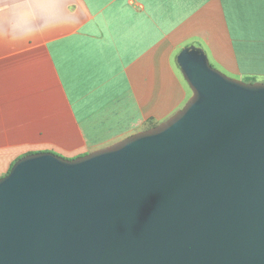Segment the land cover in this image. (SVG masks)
Returning <instances> with one entry per match:
<instances>
[{
  "label": "water",
  "instance_id": "obj_1",
  "mask_svg": "<svg viewBox=\"0 0 264 264\" xmlns=\"http://www.w3.org/2000/svg\"><path fill=\"white\" fill-rule=\"evenodd\" d=\"M191 90L165 121L0 178V264H264V83L176 57Z\"/></svg>",
  "mask_w": 264,
  "mask_h": 264
},
{
  "label": "crops",
  "instance_id": "obj_2",
  "mask_svg": "<svg viewBox=\"0 0 264 264\" xmlns=\"http://www.w3.org/2000/svg\"><path fill=\"white\" fill-rule=\"evenodd\" d=\"M186 47L264 83V0H0V177L24 155L75 158L168 119L191 96L176 62ZM33 53L56 122L29 136V111L43 109L29 108L12 58Z\"/></svg>",
  "mask_w": 264,
  "mask_h": 264
},
{
  "label": "rangeland",
  "instance_id": "obj_3",
  "mask_svg": "<svg viewBox=\"0 0 264 264\" xmlns=\"http://www.w3.org/2000/svg\"><path fill=\"white\" fill-rule=\"evenodd\" d=\"M25 57H26V60H25ZM38 58L39 56L34 53L28 54L27 56H22V57L13 56L12 58L13 64H16L15 67L17 68H20V67L24 68L25 66L27 67V71L25 73L27 74V78H28L27 79L28 80L27 81V88H28L27 91H28V99H29V108L33 110H38L39 112L41 109H43L42 113H40L41 115H37L38 116L37 118L30 117L32 115H31V112L29 111V118H28L29 136L36 132V128H38L40 124H43L44 127L46 126L49 127L51 126L53 122H56V119L51 112V108H52L51 102H50L51 97L47 95L46 93L47 89L46 90L45 88L40 89V87L42 88L43 85H41V75H40L41 72L39 73L41 69H40L39 61H37ZM23 62L25 63V65H23L24 64ZM19 63H22V65H20ZM17 74H19V71H15V72L13 71V75H12L13 80L17 79ZM41 116L42 118H40ZM60 120L62 124L64 121H66L62 118V115H61ZM54 137L57 139V142L59 145L57 147H67V145H70V146L72 145L71 147H73V144H70L72 143V141L68 140L65 136H58V137L54 136ZM55 150L57 152L66 153V152H63L61 149H55Z\"/></svg>",
  "mask_w": 264,
  "mask_h": 264
},
{
  "label": "clouds",
  "instance_id": "obj_4",
  "mask_svg": "<svg viewBox=\"0 0 264 264\" xmlns=\"http://www.w3.org/2000/svg\"><path fill=\"white\" fill-rule=\"evenodd\" d=\"M20 14L21 15H31V13H27L24 11L23 7L20 8Z\"/></svg>",
  "mask_w": 264,
  "mask_h": 264
},
{
  "label": "trees",
  "instance_id": "obj_5",
  "mask_svg": "<svg viewBox=\"0 0 264 264\" xmlns=\"http://www.w3.org/2000/svg\"><path fill=\"white\" fill-rule=\"evenodd\" d=\"M154 126H155V125H154ZM154 126H151V128L154 127Z\"/></svg>",
  "mask_w": 264,
  "mask_h": 264
}]
</instances>
